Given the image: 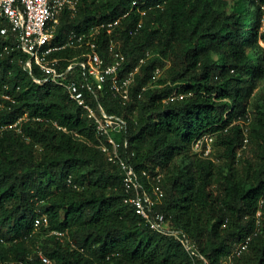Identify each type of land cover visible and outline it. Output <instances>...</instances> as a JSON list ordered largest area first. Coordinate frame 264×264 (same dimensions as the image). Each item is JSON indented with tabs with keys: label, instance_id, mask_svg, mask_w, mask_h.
<instances>
[{
	"label": "trees",
	"instance_id": "obj_1",
	"mask_svg": "<svg viewBox=\"0 0 264 264\" xmlns=\"http://www.w3.org/2000/svg\"><path fill=\"white\" fill-rule=\"evenodd\" d=\"M108 23L98 52L112 63L114 44L120 74L138 70L126 102L108 82L87 100L123 119L113 135L140 174L163 175L157 209L197 254L125 202L123 171L101 147L107 138L66 87L26 67L0 18V264H47L38 250L53 264H205L199 254L217 264L249 236L234 264H264V104L251 110L264 81V0H79L75 14L61 13L55 43ZM85 50L53 55L66 67ZM158 68L166 80L154 78ZM206 134L214 159L193 150ZM41 216L48 225L37 227Z\"/></svg>",
	"mask_w": 264,
	"mask_h": 264
},
{
	"label": "built area",
	"instance_id": "obj_2",
	"mask_svg": "<svg viewBox=\"0 0 264 264\" xmlns=\"http://www.w3.org/2000/svg\"><path fill=\"white\" fill-rule=\"evenodd\" d=\"M78 4L79 0H0V18L10 24V28H3L1 33L12 35L16 40L17 48L28 55L25 65L30 71L33 67L40 69L46 79L66 87L70 97L88 111L97 132L107 138L108 142L102 143L101 147L108 153L110 160L117 163L123 171V182L127 193L125 202L129 203L152 229L176 235L188 252L197 254L195 245L188 238L183 237L181 231L171 228L165 214L157 209L163 203L165 196L162 187L163 175L150 174L146 170L140 174L130 159L120 154L121 143L113 135L114 132L124 130L123 119L108 114L101 105L98 111L87 100V92H103L106 82L117 98L123 102L129 99L130 86L138 67L127 75H121L119 71L123 56L115 49L114 44L111 45L114 61L106 63L98 52L95 42L100 29L106 27L110 32L113 23L101 24L93 28L88 35L72 32L64 44L55 43L61 13L67 9L75 14ZM66 47H85L86 50L80 56L69 59L70 62L66 67H61L60 58L53 53ZM76 69H80V76H76ZM160 71V68L156 70L155 79ZM214 142L215 136L206 134L193 143V150L200 156L214 159ZM261 213V210L257 212L258 223ZM35 224L37 227L47 226L48 219L46 216H41L36 219ZM51 234L62 238L66 236L65 232L57 230L51 231ZM251 238L249 236L238 243L233 253L217 264H234L233 258L241 256L248 249ZM38 253L43 262L53 264L42 250H38ZM199 256L205 264H208L203 255L199 254Z\"/></svg>",
	"mask_w": 264,
	"mask_h": 264
},
{
	"label": "rangeland",
	"instance_id": "obj_3",
	"mask_svg": "<svg viewBox=\"0 0 264 264\" xmlns=\"http://www.w3.org/2000/svg\"><path fill=\"white\" fill-rule=\"evenodd\" d=\"M228 5H232L235 1H242V0H225ZM247 7L252 9L253 6L251 3H247ZM263 46V42H260ZM169 64L166 65V67H168ZM76 76H80V69H76ZM167 77V73L165 69H162L160 71V73L156 76V80H166ZM157 83V82H156ZM260 102V104H264V81L262 82V84L256 89V94L253 97L252 101H251V110L254 109V106L256 104H258ZM243 156H245V158H253V147H251L250 145L246 146L244 153H242ZM39 230V229H38ZM41 233L42 230L40 231Z\"/></svg>",
	"mask_w": 264,
	"mask_h": 264
}]
</instances>
